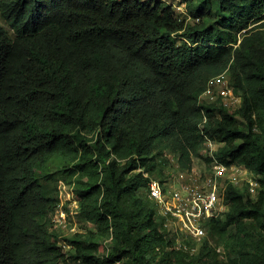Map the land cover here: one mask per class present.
I'll return each mask as SVG.
<instances>
[{
    "label": "trees",
    "instance_id": "obj_1",
    "mask_svg": "<svg viewBox=\"0 0 264 264\" xmlns=\"http://www.w3.org/2000/svg\"><path fill=\"white\" fill-rule=\"evenodd\" d=\"M177 3L184 15L165 0H0V264L66 261L51 228L53 160L91 224L64 237L71 260L225 264L208 237L233 226L227 264H264V0ZM223 72L239 106L198 105ZM207 140L259 188L228 184L227 209L191 254L175 247L143 171L161 180L164 152L180 169L209 166Z\"/></svg>",
    "mask_w": 264,
    "mask_h": 264
},
{
    "label": "built area",
    "instance_id": "obj_2",
    "mask_svg": "<svg viewBox=\"0 0 264 264\" xmlns=\"http://www.w3.org/2000/svg\"><path fill=\"white\" fill-rule=\"evenodd\" d=\"M165 1L170 3L176 13L185 14L183 3H177L178 0H175V3L171 0ZM224 75L227 76L223 72L207 82L205 89L198 96V105L219 101L220 104L230 110H234L239 106L240 96L233 92L229 85L228 76L226 84L224 83L221 87V97L211 93V84L216 79L224 77ZM212 143L214 142L207 140L206 147L207 145L211 146ZM214 151L208 150L206 153V155L212 157L208 172L195 173L193 171L189 173L190 171L186 170L187 179L181 180L178 177V186L165 188L161 180L149 176L143 171V175L148 178L144 193L155 204L157 213L164 217L163 226H165V229L175 234V247L191 254L196 251L195 245L201 243L207 236L206 223L211 218L221 217L227 209L224 202V193L228 184L239 187L245 186L250 195L256 194L259 188L257 180L244 166L233 163L224 164L215 158ZM164 154L168 160L176 161V157L172 153ZM176 167H178L177 161ZM56 195L58 204L52 213L51 228L58 232L57 244L64 252L66 261H70L67 252L70 245L64 239L69 235H65L62 231L66 226L68 228L70 219L75 216L78 217V203L72 186L61 179L56 186ZM72 228H70L73 232L71 234H74L75 230ZM187 240H191V242L187 243ZM215 251L217 253L221 252L220 248L216 246ZM71 261H73V264H82L79 259Z\"/></svg>",
    "mask_w": 264,
    "mask_h": 264
},
{
    "label": "rangeland",
    "instance_id": "obj_3",
    "mask_svg": "<svg viewBox=\"0 0 264 264\" xmlns=\"http://www.w3.org/2000/svg\"><path fill=\"white\" fill-rule=\"evenodd\" d=\"M172 2L175 3V0H171ZM180 1V0H178ZM0 24H2L3 26H5L4 22L1 20L0 18ZM227 74V73H226ZM228 76V75H227ZM227 76L224 75V77H220L219 79H216L210 86V89H211V93H213V95H218L219 97H221V94H220V90L222 89V85L227 82ZM226 84V83H225ZM232 109V108H231ZM218 144H215V143H212L211 146H208L206 147V149H203L201 151V154L204 156L206 155L207 151L208 150H215L218 148ZM214 151V152H215ZM164 153H169V152H164ZM167 156H170V155H167ZM168 164L164 165V172H163V177H161V181L164 183V187L165 188H170V187H174V186H178L179 183L178 182V177L179 179H184L186 180L187 179V176H186V170L184 169H180L179 167H176V161L174 160H168ZM61 170V163L57 160H53L52 162L49 163L48 167H47V172H51L53 173V175H55V181L53 182V184L55 183L56 186L58 184V181L61 179L63 180L66 184H69L72 186L73 188V185H74V177L73 178H68L66 177V175H60V171ZM190 172L189 173H192L193 171L195 173H204V172H208L209 171V166L206 167V163L203 159L201 158H193V163H192V167L191 169L189 170ZM57 179V180H56ZM188 181V180H187ZM244 185V184H243ZM144 193H141L139 196H142ZM163 217V216H162ZM69 226L67 228V226L63 229V233L65 235H69L71 236L73 233L72 229L76 231H85L87 228H90L91 227V224L88 223V222H85L80 216L78 217H74L72 219H70V222H69ZM163 224H164V217H163ZM165 227V226H164ZM234 231V227L231 226L227 229V231L225 232V234L223 236H212V237H208V239L210 240L209 243H213V242H219L220 245L216 246V247H219L220 248V253H218V263H220V261H223V263L227 264L228 260H227V256L228 258H232V257H235L236 255V248L234 249V246H233V238L231 237L230 235V232H233ZM60 232V230H59ZM200 243H198L197 245H195V254L197 253V249L199 248ZM106 247H107V250L110 249V244L108 242H106ZM107 250L101 252V256H106L107 255ZM62 264H73V261H65L63 262ZM105 264H119V261H115V262H111V263H105Z\"/></svg>",
    "mask_w": 264,
    "mask_h": 264
}]
</instances>
